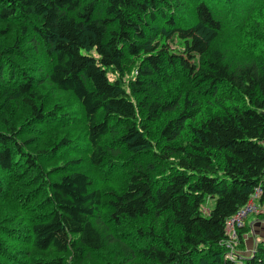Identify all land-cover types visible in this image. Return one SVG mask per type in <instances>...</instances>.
I'll list each match as a JSON object with an SVG mask.
<instances>
[{
	"label": "trees",
	"instance_id": "obj_1",
	"mask_svg": "<svg viewBox=\"0 0 264 264\" xmlns=\"http://www.w3.org/2000/svg\"><path fill=\"white\" fill-rule=\"evenodd\" d=\"M253 15L264 16V0H0V202L29 213L19 226L0 215V237L17 244L0 238V264H91L93 254L113 264L108 223L150 217L165 220L139 251L152 264H264V238L228 256L225 247L227 220L256 188L264 205V57L234 62L215 43ZM37 55L45 65L32 70ZM40 84L79 103L93 165L148 149L149 127L176 111L157 129L162 172L134 169L114 192L93 185L80 156L44 166L73 139H41L70 117L45 108ZM224 86L234 100L199 116L202 97ZM245 232L236 227L240 246Z\"/></svg>",
	"mask_w": 264,
	"mask_h": 264
},
{
	"label": "rangeland",
	"instance_id": "obj_2",
	"mask_svg": "<svg viewBox=\"0 0 264 264\" xmlns=\"http://www.w3.org/2000/svg\"><path fill=\"white\" fill-rule=\"evenodd\" d=\"M244 32L245 36H243ZM236 34L238 33H233L229 31L223 32L222 30V34L218 36V39L215 42L226 50L228 58L230 57L231 61H242L245 60V58H250L252 57L251 52L257 58L264 57V52L260 51L257 48L258 42H260L261 37L264 35V16L262 18L260 16H251L245 23V28L239 33V35ZM249 44L251 45V47L253 46L251 49L249 48ZM26 46H29V44H27ZM27 53L29 60L36 59V54L33 53V49H30L29 51L27 50ZM21 62L24 65H30L29 62ZM42 62L43 61L39 59L37 60V62H34L35 64L33 63V65L35 66L32 67V70L36 69L35 67L42 65L44 66L45 62L43 64ZM37 89L42 93V96L45 98L44 106L46 109L53 111L55 108L61 107V111H67L70 117V122L69 124H67V126H64L62 128L58 127L54 131L50 129V126L47 127L48 125H52L54 127L52 121L47 123L46 127L43 126L42 128L44 130L42 131H45V134H40L41 139L51 140V138L58 137L59 135L61 136L62 134H66L67 136L71 137V139H73V144L71 145V147H66L62 149L61 154L55 156L53 159L43 160L41 163L44 166L50 167V165H53L57 162H61L66 158H76L80 156L83 159L82 169L89 174L93 185L95 187L101 188L102 190L114 192H120L124 188L130 173L133 172L134 169L139 168L145 170L152 176L162 172L163 164L155 158V152L158 151L163 144V141L158 138L157 129L166 118L176 114V111H169L163 113L161 119L158 121L159 123L155 125L152 124L153 126L151 125L149 127L150 132L148 133V138L151 140V144L148 149L142 150L141 152L136 154H129V151L127 149H122L119 152L118 156L119 162L115 164H108V162L104 161L99 165H93L87 160L89 152H87V148H85V131L84 126L81 122L82 109L75 97L69 91H57L55 89L52 90L47 84H40L39 86H37ZM227 90L228 89L224 86L217 92L215 97H202L203 108L199 116L203 115L205 109H207L209 105H211V107L215 109L216 105H218L219 103L220 105H225L226 103H229L234 100V93H232V95L230 96L231 93L227 92ZM166 92L169 94H177L178 92H180V90L175 84L170 87H167ZM15 114H17V111ZM41 124H37V127H39V125ZM33 133L34 132H27L28 135H31ZM185 139L186 137L183 135V137H181L179 140L175 142L172 141L171 143L175 144L178 141L182 142ZM108 165L109 167H107ZM26 177L27 175L25 176V178ZM2 180H4V178ZM107 195L108 194H105L103 196V199H106ZM38 197L39 196L33 198L31 201L38 199ZM210 204L211 203L207 201L205 205L206 207H209ZM257 206H259L257 212L254 213V215L252 212L247 217H244L241 222L245 225L247 224V232L244 233V245H238L237 240H235V242L232 244H226V256H228V254H233L236 249L245 252L247 251V248L249 249L253 245L252 241L254 239L264 238V216L262 213V211L264 210V205L257 203ZM18 210L19 209L15 208L12 204L9 203V201H6L4 203L0 202L1 216L7 214L10 216L13 215L14 219L12 220H14V223H17V226L26 225L28 223L26 220L29 216V213L27 215H17ZM106 211L107 210L105 209L103 213H107ZM257 213H259V215L256 217L255 215ZM163 221H165L164 217H150L149 219L145 218L138 220H130L123 221L120 223L109 222V229L112 233L116 235V238L118 237V239L113 244L114 248L119 249L118 252L114 250L111 251L109 254L105 253V255H107L106 262L114 258V261H110L113 264H152L150 261L147 260L144 255L140 254L139 251L145 244L147 245L148 243H150V237L147 236L146 232L150 229L151 226L152 229L157 232L163 230ZM134 233H138V235L133 236L132 234ZM0 238L2 239V243L7 242L3 243L4 246H12L13 249L14 247H17V244L12 245L10 242H8L7 238L5 241H3L2 236ZM121 244H124L125 248L131 250V253L128 250L120 248L119 246ZM89 257L92 261L91 264H101V262L103 261L96 260L95 257L97 256L94 254L90 255ZM212 259L213 258H211V260ZM207 264H212V261Z\"/></svg>",
	"mask_w": 264,
	"mask_h": 264
},
{
	"label": "built area",
	"instance_id": "obj_3",
	"mask_svg": "<svg viewBox=\"0 0 264 264\" xmlns=\"http://www.w3.org/2000/svg\"><path fill=\"white\" fill-rule=\"evenodd\" d=\"M259 189L256 188L255 193L252 195L250 200L247 202L245 206L240 208L231 218L227 220V234L229 236V241L226 244L234 243L236 239V227L240 226L244 217L248 216L252 212H257L258 207L256 203V198L258 197ZM234 254V253H233ZM231 255V254H229Z\"/></svg>",
	"mask_w": 264,
	"mask_h": 264
},
{
	"label": "crops",
	"instance_id": "obj_4",
	"mask_svg": "<svg viewBox=\"0 0 264 264\" xmlns=\"http://www.w3.org/2000/svg\"><path fill=\"white\" fill-rule=\"evenodd\" d=\"M247 249H248V248H247ZM247 249H246V250H247ZM242 252H243V251H242Z\"/></svg>",
	"mask_w": 264,
	"mask_h": 264
}]
</instances>
